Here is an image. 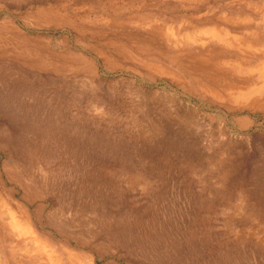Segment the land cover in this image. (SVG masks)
Listing matches in <instances>:
<instances>
[{"label": "rangeland", "instance_id": "1", "mask_svg": "<svg viewBox=\"0 0 264 264\" xmlns=\"http://www.w3.org/2000/svg\"><path fill=\"white\" fill-rule=\"evenodd\" d=\"M56 263L264 264V0H0V264Z\"/></svg>", "mask_w": 264, "mask_h": 264}, {"label": "bare ground", "instance_id": "2", "mask_svg": "<svg viewBox=\"0 0 264 264\" xmlns=\"http://www.w3.org/2000/svg\"><path fill=\"white\" fill-rule=\"evenodd\" d=\"M224 178H225V177H224ZM227 178H228V177H227ZM15 216H16L15 214H12L11 217H12V219L15 221L16 224H19V221L15 219L17 216H16V217H15ZM14 217H15V218H14ZM25 223H27V222H25ZM19 225H20V224H19ZM22 226H23V224H22ZM25 226L27 227L26 224H25ZM25 226H24V227H25ZM22 228H23V227H22ZM28 230H29V229H28ZM38 240H39V239H38ZM35 241H36V240H35ZM44 244H45V243H44ZM45 247H46V246H45ZM51 250H52V249H51ZM51 250H50V251H51ZM45 251H46V250H45ZM51 256H52V255H51ZM54 256H56V255H54ZM55 260H56V259H55ZM55 260H54V261H55ZM58 260H59V259H58ZM58 260H57V261H58ZM60 261H61V260H60ZM56 264H58V263H56Z\"/></svg>", "mask_w": 264, "mask_h": 264}]
</instances>
